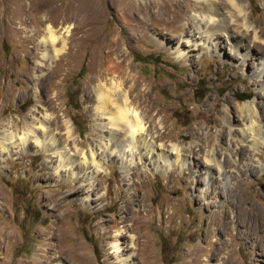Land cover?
<instances>
[{
  "label": "rangeland",
  "instance_id": "374dc122",
  "mask_svg": "<svg viewBox=\"0 0 264 264\" xmlns=\"http://www.w3.org/2000/svg\"><path fill=\"white\" fill-rule=\"evenodd\" d=\"M163 1L132 0L139 6L132 13L124 0H0V123L21 128L36 104L38 79L57 66V86L43 93L53 98L44 99L50 127L73 152L61 126L70 119L76 144L100 155V135L109 134L92 120L90 81L96 69L116 75L129 64L153 109L147 115L138 105L147 132L168 154V162L133 154L127 171L99 156L101 170L75 181L46 166V150L2 152L0 264H264V145L255 151L258 160L247 149L235 164L217 155L228 149L229 126L242 127L236 104L251 101L264 117V43L255 36L264 28V0H239L248 30L232 26L233 36L221 37L209 52L185 43L204 4L173 0L183 6L167 2L156 13ZM215 1L233 11L227 0ZM86 10L94 18L84 16ZM50 26L60 38L56 47L66 45L54 63L40 46ZM21 28L33 35L30 54ZM114 43L124 50L123 64L116 62ZM179 48L191 51L180 57ZM175 147L182 160H175ZM208 153L219 157L224 174L229 171L233 193L214 162L205 160ZM116 239L120 254L113 251ZM121 254L130 258L122 263Z\"/></svg>",
  "mask_w": 264,
  "mask_h": 264
},
{
  "label": "bare ground",
  "instance_id": "6f19581e",
  "mask_svg": "<svg viewBox=\"0 0 264 264\" xmlns=\"http://www.w3.org/2000/svg\"><path fill=\"white\" fill-rule=\"evenodd\" d=\"M45 1L47 2V0ZM196 1L204 4L205 10L203 13L194 16V18L198 21L195 23L196 25L193 29L191 28L187 30L185 43L188 45L190 44L191 49L192 46H194L197 47V49H203L204 52L216 50L219 39L221 37H232L233 34L231 32V27L239 26V23H241L244 27V30H248L249 24L246 20L247 17H245V9L239 0H227L228 4L233 9V11L227 12L222 9L220 10L219 4L215 0ZM167 2H171V5L178 7L183 6V4L178 1L164 0L163 3L158 4L155 12L161 13L163 5ZM124 3L127 10L132 13L139 9V6L133 3L132 0H124ZM146 9H148V6H146ZM83 13L84 16L89 15L88 18H94L93 12L86 10ZM21 22H23V19H21ZM20 31L24 33L22 39L28 46L27 53L30 54L33 46L30 47L28 42H32L33 35H31L30 30H26L25 28H21ZM39 31L40 30L37 32ZM263 32L264 28L261 29V32L258 34H255L256 37L260 38L261 43H264L262 35ZM94 37L97 38L98 33H96ZM197 39H200V42H198L199 40L197 41ZM41 42L42 44H40V46H42L43 50L46 51L43 52V58H52L51 62L53 63L56 56L59 53H63L66 48L63 41L61 42L62 44L59 48L56 47L60 42V38L52 26L47 28L46 35L42 38ZM191 49L185 51L179 48V56L187 57L188 52L191 51ZM49 50H52V54L49 53ZM112 51L116 54V62L118 64H123L125 61L124 58L118 60L120 55L124 56V50L121 45L114 43ZM246 54L244 53L243 55L245 56ZM51 67L48 70V72H51V74L49 72L50 76H48V74L43 78H39L37 81L38 92L35 94L36 104L34 103L29 114L23 118L22 127L19 129L15 127L17 129L13 130L10 128L11 125L9 126L7 122L0 123V154L5 151L9 153L17 151L20 152L21 150L24 151L27 150V148L29 149L32 147L38 148V151L46 150L48 152L47 159L45 160L46 166L51 168V170L56 174L62 175L65 179L75 176V181H77L80 177L89 179L95 172L101 170L102 165L98 160L99 156H101V158L109 157V159L119 163L125 171H127L125 168L134 162L133 154L136 153L139 154L141 159L149 157L153 158L155 162L159 160L162 162H168L167 150L165 151L162 146H157L155 140L149 136L150 133L148 134L146 126L148 123L146 124L144 117L141 115V111L138 110V105L140 104L144 105V112L147 115H150L153 109L149 104L147 90L140 87L143 80L139 75L132 73V68L129 64H123L121 69L116 71V75H110L111 72L107 69H96L94 75L92 76V80L90 81L91 86L88 88V93L91 98H95L92 120H94L95 125H98L99 128H101L100 131L105 129L109 134L108 138L105 137V134V136L101 134L99 140L97 139L99 152H101L99 153L100 155H98L97 150H94L95 147L93 148L92 146H89L88 149H84L83 147L78 146L74 137V123H72L70 119L63 118L61 126L62 128L63 126L65 128V140L68 144L70 141L74 143L73 148H71V151L73 152L67 150L66 147L61 144L57 135L53 133L51 129L52 126L50 127V119L46 113V99H48L49 103H53V98L50 97V94H47V98L45 99L43 93L45 94L47 90L48 92H51L57 86V83L53 81V78L57 77L54 76L57 66ZM33 69H35V67H33ZM262 104L264 107V100ZM236 106L239 109V112L244 115V118H241V120L238 121L242 127L238 125L235 127L229 126L228 149L224 151L222 150V153L217 154L223 155L224 159L227 155L233 164L237 163L236 160L238 153L242 149H247V151L252 152L254 151L253 153L256 155L258 152L255 151L258 150V146L264 145V117L262 114L258 115L257 110L251 101L243 102L238 105L236 104ZM152 119H154V114H152ZM223 122H225V124H229L230 118L225 119ZM222 127L225 129V125ZM59 132L60 135H62L60 130ZM246 145H248L249 148H246ZM175 150V160H182L183 153H180L178 147H175ZM210 156H213V154L206 155L205 160H207V162H214V165H216L219 169V176L223 183L227 189H229V192L233 193L235 184L230 183L228 185L227 183L229 171L227 170L226 174H224V169L226 168L221 163L219 157L216 156L215 160H213ZM247 156L248 155H246V157ZM256 157V160H258L259 156L256 155ZM247 158L253 161L252 157ZM190 159L194 161L195 158L191 156L189 157V160ZM72 164L74 167H72ZM249 164L250 163L244 165L245 169L249 166ZM251 166H253L252 163ZM76 168L77 170L75 171ZM200 174H196V176H199ZM124 177V179L129 180V173H124ZM208 178L210 180L212 178L210 173H208ZM81 189L82 187H80V190ZM121 246L122 243L116 239V242L113 243V251L120 254L119 251L122 250ZM122 255L123 254L119 255V261L122 263L130 258V255L126 257ZM113 261L119 262L116 259Z\"/></svg>",
  "mask_w": 264,
  "mask_h": 264
}]
</instances>
